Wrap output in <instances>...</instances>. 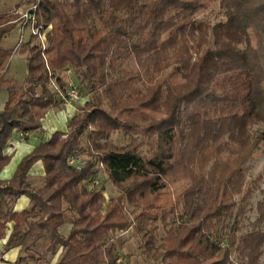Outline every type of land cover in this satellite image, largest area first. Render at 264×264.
Wrapping results in <instances>:
<instances>
[{"label": "trees", "instance_id": "obj_1", "mask_svg": "<svg viewBox=\"0 0 264 264\" xmlns=\"http://www.w3.org/2000/svg\"><path fill=\"white\" fill-rule=\"evenodd\" d=\"M212 2L220 16L202 13ZM33 5L46 46L41 51L31 38L16 51L27 64L23 83L4 78L13 52L0 48V92L7 93L0 171L11 159L4 149L12 133L25 139L41 130L60 104L50 89L51 80L65 87L57 73L77 75L87 100L65 132L39 142L10 179L0 180V239L12 224L3 252L19 248L13 264H49L47 254L58 255L56 264H120L113 232L134 225L150 250L157 223L164 237L154 264H260L264 205L244 223L251 197L244 169L264 145V131H252L264 127V0ZM16 27L13 17L0 15V43ZM117 131L129 134L125 146L103 142ZM83 136L87 161L77 170L65 159L83 155ZM37 162L44 171L38 188L27 181ZM99 163L117 191L108 201L101 189L88 188ZM177 183L184 187L171 199L168 188ZM22 196L29 208L16 212ZM67 212L74 218L63 235Z\"/></svg>", "mask_w": 264, "mask_h": 264}, {"label": "rangeland", "instance_id": "obj_2", "mask_svg": "<svg viewBox=\"0 0 264 264\" xmlns=\"http://www.w3.org/2000/svg\"><path fill=\"white\" fill-rule=\"evenodd\" d=\"M36 0H0V15H6L13 17L15 22L17 23V27L14 31L9 33L3 41L0 43V48L6 50V49H12L13 55L16 54V51H18L23 43L29 41L32 37L29 36V29H25L24 33V41L19 45L18 48H16V43L19 40L20 35V25L23 22L22 16L27 12V10L34 4ZM204 14L208 13L211 14V16L219 15L218 13V6L217 3L212 2L209 7L202 12ZM201 15V13H200ZM220 16V15H219ZM14 34V35H13ZM8 42L5 41L7 40ZM33 44H37L38 40H32ZM11 58V57H10ZM11 60V59H10ZM9 60V61H10ZM60 80L66 85H73L75 87H78L79 82L77 80V75H75L72 71H61L57 73ZM66 77V78H65ZM65 79L68 82H65ZM50 89L52 90V87L50 85ZM87 98L80 97V100L77 103L71 104L73 107L74 114H78V109L85 103ZM64 104L60 103L55 109H61L63 108ZM105 107V105L103 106ZM66 131V130H65ZM64 131V132H65ZM253 133H257L258 131H264V127L262 126H255L253 127ZM142 135L141 133L132 134L131 136L140 138ZM129 134H125L122 132H114L112 133L106 140V142H110L116 147H123L128 142ZM81 148L84 151L82 153L84 158H86V136H83L81 138ZM244 181L247 183L248 187L250 188V194L251 197L248 201V206L246 207V213H245V224L246 223H252L254 220L258 217L257 214V205L259 203H262L264 205V145H260L254 152L253 156L250 158V160L245 164L244 169ZM43 184V183H42ZM41 185H38V187H41ZM97 188L101 189L105 200L108 201L110 198L117 196V191L110 185V183L107 181L106 176L101 172L98 179V184L96 185ZM184 185L183 184H172L168 188V194L171 199H174L175 195H177L182 189ZM237 197L235 196L234 199ZM106 203V202H105ZM251 208V209H250ZM134 207L128 206V210H133ZM74 218L73 214H70L69 212L65 213V220L67 224H71L72 220ZM133 217H130L132 220ZM157 230L154 232L155 237V244L150 250H145L143 241L141 239L142 234L138 231V229L132 225L127 230L121 231L117 230L113 232L112 234V241L115 246L116 253L119 254L120 259H118V263L120 264H154L153 258L156 251L159 250L161 245V240L164 237V229L160 223L156 224ZM248 227V226H247ZM151 229L146 228V230ZM250 228H245L242 232L249 231ZM259 263L264 264V244H262L259 248ZM56 256L51 257L49 254L45 256V260L49 262V264L54 262V264L57 263L58 258ZM232 259L235 260V255L232 254Z\"/></svg>", "mask_w": 264, "mask_h": 264}, {"label": "crops", "instance_id": "obj_3", "mask_svg": "<svg viewBox=\"0 0 264 264\" xmlns=\"http://www.w3.org/2000/svg\"><path fill=\"white\" fill-rule=\"evenodd\" d=\"M8 40L9 39L7 37V40L5 39V41L8 42ZM10 59L11 60L9 61V66L4 78L7 80H14L21 84L25 81L27 75L26 61L19 55H14L13 57L11 56ZM67 80L65 79V82H68ZM6 100L7 93L5 91L0 92V111L3 109ZM72 116H74L73 107L71 105H64L61 109L50 110L41 121V130L27 133L25 135V139H23L19 133L13 132L4 149V153L11 155V159L9 163L0 171V180L3 181L10 179L13 176L19 161L30 153L39 142L45 141L55 131L64 132L66 130V122ZM27 181L34 187L43 183L44 171L40 162L33 165L29 171ZM27 208H29V200L24 196L20 197L14 205V211L16 212ZM11 226L12 224L8 225L5 237L0 239V262L4 261L7 264H13L19 255V248L3 252V246L11 233ZM70 227L71 224L65 223L59 231L61 234L66 235L68 234ZM56 258H58V255ZM50 264H54V262H51Z\"/></svg>", "mask_w": 264, "mask_h": 264}, {"label": "built area", "instance_id": "obj_4", "mask_svg": "<svg viewBox=\"0 0 264 264\" xmlns=\"http://www.w3.org/2000/svg\"><path fill=\"white\" fill-rule=\"evenodd\" d=\"M35 5H32L27 12L22 16V20L23 22L20 25V35H19V40L16 43V48L19 47V45L21 43H23L24 39V33H25V29H29V36L32 37L34 40H38V43L41 47V51H44L45 49V35L44 32H41V27L36 25V20H35V16L33 13H31V11L35 10ZM51 87H52V92L56 95V97L58 98V101L64 105H71L74 103H77L80 100V94L78 92V89L73 86V85H68L66 83L64 89H61L59 87V85L56 83L55 80H51L50 83ZM87 159L84 158L81 155H69L66 159H65V163L66 166L80 170L83 165L86 163ZM102 164L99 163L98 164V169L100 171V173L102 172ZM98 179L99 177L95 178L94 180H92L89 184H88V188L92 189L93 187H96V185L98 184Z\"/></svg>", "mask_w": 264, "mask_h": 264}]
</instances>
